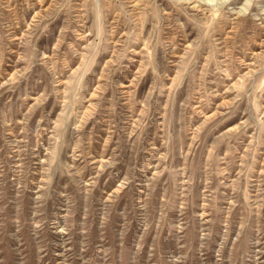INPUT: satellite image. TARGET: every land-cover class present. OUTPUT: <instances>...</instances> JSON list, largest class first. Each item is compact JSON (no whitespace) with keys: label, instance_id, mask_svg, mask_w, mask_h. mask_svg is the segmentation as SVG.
<instances>
[{"label":"rangeland","instance_id":"rangeland-1","mask_svg":"<svg viewBox=\"0 0 264 264\" xmlns=\"http://www.w3.org/2000/svg\"><path fill=\"white\" fill-rule=\"evenodd\" d=\"M0 264H264V0H0Z\"/></svg>","mask_w":264,"mask_h":264}]
</instances>
